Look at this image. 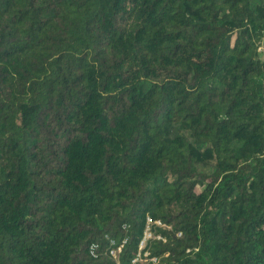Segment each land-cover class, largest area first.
Listing matches in <instances>:
<instances>
[{
	"label": "trees",
	"instance_id": "obj_1",
	"mask_svg": "<svg viewBox=\"0 0 264 264\" xmlns=\"http://www.w3.org/2000/svg\"><path fill=\"white\" fill-rule=\"evenodd\" d=\"M147 215L165 264H264V0H0V264L123 223L126 264Z\"/></svg>",
	"mask_w": 264,
	"mask_h": 264
},
{
	"label": "built area",
	"instance_id": "obj_2",
	"mask_svg": "<svg viewBox=\"0 0 264 264\" xmlns=\"http://www.w3.org/2000/svg\"><path fill=\"white\" fill-rule=\"evenodd\" d=\"M160 229L170 230L171 225L159 218L147 215L136 247L127 257L126 264H165L161 262L160 255L151 250L154 241H166V236L160 232ZM127 232L128 225L123 223L120 227V235L105 233L100 239L92 240L87 245L88 256L98 260L107 258L110 261L109 264H123L121 257L129 240ZM180 234L179 231L176 233L177 236Z\"/></svg>",
	"mask_w": 264,
	"mask_h": 264
}]
</instances>
